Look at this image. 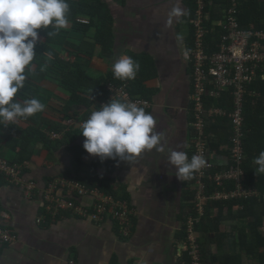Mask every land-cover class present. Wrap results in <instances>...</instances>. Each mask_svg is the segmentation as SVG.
<instances>
[{"label": "crops", "instance_id": "1", "mask_svg": "<svg viewBox=\"0 0 264 264\" xmlns=\"http://www.w3.org/2000/svg\"><path fill=\"white\" fill-rule=\"evenodd\" d=\"M68 1L76 3L79 0ZM100 1L108 8L111 20L108 28L111 39L106 58L101 56L102 47L95 40L98 23L97 27L93 24L84 34L74 31V23L68 20L66 28L53 29L55 40L50 42L49 48L69 63L76 61L72 53L80 49L81 53H85L81 60L82 68L90 78H112V81L103 84V99L107 97V82L121 85L113 80L112 65L115 61L121 55H130L138 62L140 68L134 79L138 81L137 87L131 89L134 94L144 96L153 103V108L147 113L157 121L155 130L162 137L165 152L159 153L155 149L145 151L127 163L111 159L101 161L89 155L83 149L85 138L80 135L81 125L96 107L89 110L70 102L59 88L51 66L32 64L30 72L25 70L28 76L25 87L14 99L37 98L45 106L42 118L52 126L63 125L61 116L68 114L77 115L79 126L74 127L71 135L60 143L29 145L27 150L32 157L24 164L25 179L35 181L44 189L52 179H68V175L76 176L78 171L79 177L89 183L93 175H99L98 180L103 186L99 189L104 196L128 202L134 216L128 237L122 236L120 225L109 212L99 220L74 217L72 213L65 212L53 222L45 217L41 195L26 199L22 187L11 186L0 177V221L17 236L15 243L0 246V264H69L71 259L78 264H186L181 252L183 227L193 211L194 188L191 179L184 182L177 179L175 169L168 164V151H184L191 159L192 69L186 61L195 50L191 21L197 11L196 0L195 6H192V0ZM206 2L212 14L215 0ZM174 8L180 10L179 16L171 15ZM222 18L223 10L221 17L214 19H220L218 23H222ZM79 19L88 23H81ZM104 19L106 21V16ZM77 21L84 25L91 23L87 16H79ZM261 23L264 25V19ZM39 37L37 48L43 49L46 40ZM46 57L54 61L52 55L49 57L46 54ZM260 102L262 106L257 114L264 121V97ZM33 125L20 119L0 126H5V135L8 139L12 137L11 143L15 144L22 141L21 135L30 131ZM262 133L255 149L262 147L264 151V131ZM216 143L221 146L220 138ZM8 144L9 140H0V158L18 162L20 152H14ZM228 148L221 146L219 150L222 153L210 150L218 170L226 168ZM77 157L82 158L83 164L78 166ZM253 167L257 168L255 164ZM262 188L264 190V185ZM260 192L262 203L259 208L253 209L249 221L261 219V234L264 237V192ZM58 194L65 195L67 192L61 188ZM82 203L89 206L92 202L83 199ZM239 213L236 210L228 214L223 212L222 218L216 222V211L206 223L204 221L199 229V240L206 264H218L228 256H234L233 260H240L242 264H264V247L258 253V256L262 255L261 260L247 254L239 246L234 253L236 245H240L239 232L246 227L243 220H238Z\"/></svg>", "mask_w": 264, "mask_h": 264}, {"label": "built area", "instance_id": "2", "mask_svg": "<svg viewBox=\"0 0 264 264\" xmlns=\"http://www.w3.org/2000/svg\"><path fill=\"white\" fill-rule=\"evenodd\" d=\"M196 5L195 18L191 21L195 50L187 56V62L192 69V149L193 155L202 156L207 166L194 174L192 179L195 186L194 208L183 227L184 243L181 250L186 264H206L197 229L207 217L216 211L218 213L217 208L212 209L213 204L232 203L231 209L227 206L223 209V212L228 214L232 209L244 210L241 201L260 197L258 189L245 185L244 166L247 155L244 113L248 88L259 78L264 66V29L259 31L242 29L236 17L238 9L234 6L235 3L223 9L222 23H218L220 19L217 21L213 18L206 0H196ZM79 22L88 23L84 19H79ZM219 29L221 36L216 48H213L216 43L211 40ZM105 90L107 97L99 106L109 103L113 98L122 102H137L145 111L153 108V103L146 98L132 95L126 83L117 85L114 82H107ZM225 95L231 98V109L208 103L209 100H219ZM98 107L94 111L98 110ZM222 116L229 118L233 131L226 168L218 170L213 162L214 156L210 154L206 134L209 121ZM77 126L78 119L68 118L64 126L66 129L62 132L46 130L45 133L50 141H62ZM0 177L11 186L22 187L26 199L31 200L41 195L45 217L53 222L65 212L72 213L74 217L96 220L103 219L109 212L120 225L122 236L128 237L130 234L134 210L128 202L105 197L99 187L54 178L41 190L35 181L25 179L24 164L12 163L4 158H0ZM61 188L65 189L67 194L59 195ZM83 199L90 200L91 205L82 203ZM16 241L17 236L14 232L0 221V246L11 245ZM69 264L78 263L71 259Z\"/></svg>", "mask_w": 264, "mask_h": 264}, {"label": "clouds", "instance_id": "3", "mask_svg": "<svg viewBox=\"0 0 264 264\" xmlns=\"http://www.w3.org/2000/svg\"><path fill=\"white\" fill-rule=\"evenodd\" d=\"M69 13L67 0H0V125L28 119L44 111V104L37 98L23 101L14 98L25 87L28 79L25 70L31 71L32 62L37 56L35 49L40 43L38 30L66 28ZM180 14L178 8L171 13L174 16ZM48 55L51 57V53ZM139 68V63L130 55H121L112 65V72L116 79L133 80ZM156 125L155 118L139 107L137 102L112 98L109 103L93 111L81 125L80 135L85 138L83 149L101 161L111 159L125 163L133 161L145 151L155 149L163 153L165 145L155 130ZM168 164L175 169V176L182 182L192 179L194 174L207 166L202 156L193 155L189 159L186 152L176 150L168 151ZM254 164L257 166L255 174H264V151L259 153Z\"/></svg>", "mask_w": 264, "mask_h": 264}, {"label": "trees", "instance_id": "4", "mask_svg": "<svg viewBox=\"0 0 264 264\" xmlns=\"http://www.w3.org/2000/svg\"><path fill=\"white\" fill-rule=\"evenodd\" d=\"M233 0H227L222 2L221 0H215V4L212 11L213 18H220L222 15V10L227 9L228 7L232 6L234 3L236 5V8L238 9L237 13V20L240 24V27L246 31H259L264 29V25H262V20L264 19V2L261 0H235L234 3ZM70 6V13L68 16V20L72 21L74 23L73 30L76 32L81 33H87L90 28L93 26L97 27V23L99 24L97 28V34H96V43L99 44L102 47L101 56L106 58V49L108 48V42L111 39V31L109 28L110 19L108 18L109 10L108 8L103 5V3L100 0H79L76 3L69 2ZM192 6H195V0L191 1ZM79 16H87L91 20L90 25H84L79 23L78 17ZM106 16V21H105ZM224 17V15H223ZM98 20V22H96ZM106 22V27L104 26ZM104 24V25H103ZM39 36H42L46 40V46L43 49L37 48L35 49L37 56L34 58L32 64L40 65V64H47L51 66V69L56 74V79L59 83V88L69 97L70 102L75 103L79 106L86 107L89 110L94 109L98 103H101L100 101L105 96V91L103 89V84L106 83V81H112V78L106 79H100L95 80L90 78L82 68V62L81 60L85 56V53H81V50L78 49L77 52L74 51L72 55L75 57L76 61L73 63H69L62 59L60 55L53 52L49 46L51 45L50 42H54V33L53 28H49L47 30L40 29ZM47 33H50L47 35ZM221 36V30L219 29L218 33L213 35L211 41H215L216 44L213 45V48H216L217 41H219ZM193 38V36H192ZM212 46V45H211ZM210 46V47H211ZM51 53V55L54 57V61L49 60L46 57V54ZM192 72V71H191ZM264 66L262 67V70L260 71L259 78L254 82L253 85H251L248 90V96H247V103L245 107V130H246V155L247 160L244 166V169L246 171V178H245V185L246 187H253L261 191L260 193H263V185H264V176L256 175L255 174V168L254 160L259 156V153L263 150L262 147L255 149V145H257V142L260 139L259 136H261L262 131H264V121L260 119L259 110L261 109V97H264ZM115 82L118 84H128V87L130 91L135 96H139L137 94H134L131 88L133 86L137 87V82L134 79L133 80H116L113 78ZM139 89H142L140 87ZM19 97V96H17ZM140 97V96H139ZM143 98H146L142 96ZM229 95H225L223 98L219 100H209L208 103L210 105H213L215 103V106H219L222 108H230L231 105V98H229ZM258 97V98H257ZM147 99V98H146ZM104 100V99H103ZM230 100V103H229ZM208 104V106H209ZM52 109H55L53 105H51ZM231 109V108H230ZM150 111V110H149ZM45 112V108L43 112L37 113L34 116L28 118V119H21L22 121H26L30 124H34L32 129L28 132H24L21 135V142L12 144L13 142L12 137H8L5 135L4 129L5 126H0V140L3 142H6L9 140L8 147H10L14 152L19 153L20 155L17 159L19 163H27L30 161L32 157V153L27 150L29 145L36 146L38 144H44L45 146L50 145L52 142L49 141L45 131H52L57 130L58 132H62L64 129H66L65 121L68 118H78L77 115H63L61 116V123L57 126H52L48 122H46L45 119L42 118L43 113ZM147 112V111H146ZM63 113V112H62ZM90 115V113L87 114V117ZM59 116V115H57ZM76 116V117H75ZM43 119V120H41ZM212 124V125H211ZM214 126V127H213ZM47 127V129H46ZM233 126L229 120L228 117L222 116L213 118L209 121V127L207 129L206 138L209 142L210 150L222 153L219 149L221 146H227L228 152L226 154H230V137L232 135ZM263 134V133H262ZM71 134H68L66 138H68ZM221 140V146H219L216 142L217 140ZM66 140V139H65ZM64 140V141H65ZM60 143V142H56ZM77 150V149H76ZM193 156V149L191 145V157ZM78 166L83 164L82 158H78ZM225 169V168H224ZM99 175H93L91 183L84 180L83 178L79 177V171L76 176L68 175V179H73L76 181H80L82 183H88L87 185L91 184L96 187H103L101 182L98 180ZM194 177V176H193ZM193 179V178H192ZM191 181L193 182V180ZM193 184V183H192ZM100 188V189H101ZM195 193V191H194ZM261 200V199H260ZM262 200L259 201L257 199L248 200V201H241L240 203L244 205V210L240 211L238 215V220H243L245 222L246 227L243 229L242 232H239L240 236V245H236V249L234 253L237 252V247L241 248V250H244L247 252V254L252 255L254 257L262 259V255L258 256V253L261 252V250L264 247V237L261 234V229L263 227V223L261 219H256L254 222H250L249 218L252 215L253 209L259 208ZM194 205V202H193ZM232 208V203H221V204H213L212 209L215 207L218 209L217 216L215 217L214 221L220 220L222 218L223 209L224 207ZM0 213H1V207H0ZM211 215L208 218H210ZM1 219V218H0ZM206 219V220H207ZM205 220V223H206ZM217 222V221H216ZM204 225V222L198 226V229H200ZM197 229L198 233L199 230ZM247 229L249 230V233L247 232ZM250 238V239H249ZM234 239V237H232ZM251 240V241H250ZM234 241V240H233ZM201 249H202V245ZM260 251V252H259ZM256 257V258H257ZM234 256H228L224 259H222L221 262H218V264H242L240 260H233ZM241 259V258H240ZM186 263V259H184ZM215 262V261H214ZM217 263V262H216Z\"/></svg>", "mask_w": 264, "mask_h": 264}, {"label": "flooded vegetation", "instance_id": "5", "mask_svg": "<svg viewBox=\"0 0 264 264\" xmlns=\"http://www.w3.org/2000/svg\"><path fill=\"white\" fill-rule=\"evenodd\" d=\"M186 63L188 64V62L186 61ZM188 67H189V64H188Z\"/></svg>", "mask_w": 264, "mask_h": 264}, {"label": "rangeland", "instance_id": "6", "mask_svg": "<svg viewBox=\"0 0 264 264\" xmlns=\"http://www.w3.org/2000/svg\"><path fill=\"white\" fill-rule=\"evenodd\" d=\"M258 199H260V197H259ZM232 210H233V209H232ZM232 210H231V212H232Z\"/></svg>", "mask_w": 264, "mask_h": 264}]
</instances>
